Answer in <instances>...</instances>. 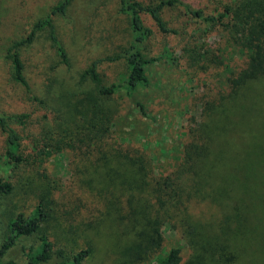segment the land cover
<instances>
[{
    "label": "rangeland",
    "instance_id": "374dc122",
    "mask_svg": "<svg viewBox=\"0 0 264 264\" xmlns=\"http://www.w3.org/2000/svg\"><path fill=\"white\" fill-rule=\"evenodd\" d=\"M61 1L0 0V113L11 115L33 107L40 116L41 125L47 127L71 112L75 117L74 129L78 132L82 122L75 102L81 99L80 93L93 94V85L80 83L79 74L96 58L121 52L128 46L129 20L116 13L115 0H72L65 19L53 18L59 38L68 51L71 68L59 64L47 31L40 32L21 54L29 87L19 90L18 84L11 79V64L4 59L6 51L12 43L25 38L33 24L46 18ZM139 1L156 4L159 0ZM178 1L182 5L165 9L162 18L179 37H152L143 44L144 56L157 61L148 66V85L138 88L133 98H128L122 89L127 73L123 60L98 66L101 82L119 87L106 105L117 111L113 133L130 146L142 144L153 163H161L182 136L173 134L167 116L174 117L176 126H209L219 136L216 143L214 138L211 140L213 150L217 151V144L225 141L228 135L223 118L228 112L233 114L232 121L238 124L233 125L229 149L223 150L219 173L223 180L221 186L233 188L226 190L232 199L221 192L216 195L218 184L216 180L213 184L205 183L207 171L204 170L194 178V185L184 186L173 218L162 221L157 214L158 194L148 185L146 187L136 164L120 157L101 156L69 167V153L54 154L48 165L51 176L61 181L62 189L55 202L45 209L48 222L69 238L78 239L91 248V254L82 264H154L155 255L147 259L144 253H136L145 244L146 237L153 236L154 228L163 238L160 253L180 248L181 264H264V241L262 255L252 252L251 248L241 252L242 246L248 243L242 239L244 231L233 205L236 196L251 195L252 199L247 200L251 203L249 212L253 219L264 224V79L245 84L231 96L224 94L212 113L202 114L200 104L193 101L201 89L188 80L184 65L181 62L178 65L177 58L183 47L200 50L202 44L222 42L226 33L220 29L215 36L208 37L207 24L192 16L185 7L217 16L220 8L235 0ZM231 58L236 60L235 55ZM225 64L228 65L227 60ZM227 75L228 71L223 69L216 76L219 85L216 91H224ZM19 91L27 100L26 104H16ZM13 94L18 95L17 100ZM135 102L143 104L144 115ZM239 107L241 111L243 107L248 109L241 121L235 117ZM260 115L263 117L261 126L257 124ZM4 151L5 141L0 132V176L7 178L12 164L5 158ZM23 180L29 182L30 178ZM132 180H136L133 191ZM6 200H0V246L11 234L8 228L11 219L6 216L10 207ZM28 205L26 215L35 210V206ZM37 244L32 238L20 237L2 261L24 264L25 248ZM46 264H57V259Z\"/></svg>",
    "mask_w": 264,
    "mask_h": 264
},
{
    "label": "trees",
    "instance_id": "16d2710c",
    "mask_svg": "<svg viewBox=\"0 0 264 264\" xmlns=\"http://www.w3.org/2000/svg\"><path fill=\"white\" fill-rule=\"evenodd\" d=\"M71 1L62 0L51 9L46 18L33 24L25 38L12 43L7 49L4 59L11 64V79L18 84L19 90L29 87L21 54L34 43L40 32L47 31V38L59 59V64L67 69L71 68L68 51L59 38L53 19L55 16L65 19ZM115 4L116 13L128 17L130 41L121 52L96 58L79 74L80 83L93 85V94L89 96V91L80 93L81 99L75 102L82 122L78 132L74 129L75 117L71 112H68L65 118L58 117V122L47 127L41 125L40 116L33 107L21 109L11 115L0 113V132L5 141V158L12 164L10 176H0V200L9 201V214L6 212V216L8 220L11 219L8 223L11 234L0 246V264H15L14 261L4 263L2 259L20 237L32 238L38 242L37 246L30 245L25 248L24 264H46L53 259H57V264H82L91 254V248L87 244L69 238L48 222L45 209H49L48 206L55 202L62 189L61 181L51 176L48 165L54 154L69 153V167L101 156L120 157L136 164L146 187L148 185L158 194L157 214L162 221H170L173 218L184 186L194 185V178L205 172L204 170L207 171L204 182L213 184L216 180L218 184L216 195L221 192V195L232 199L226 190L233 188L221 186L220 182L223 183V180L219 173L223 164V150L229 149L232 139L236 121H232L233 114L228 112L223 118L228 135L226 140L222 141L223 144H217V151L213 150L214 144H211V140L214 138L216 143L215 139L219 136L211 131L209 126H176L174 117L167 116L170 130L172 129L173 134L182 136L179 143H174L175 148L170 150V154H164L166 156L161 163H153L148 150L142 144L130 146L114 135V117L117 111L106 105L113 99L119 87L114 84L107 86L101 82L99 64L123 60L127 73L122 89L128 98H133L138 88L148 85V66L157 61L156 58H146L141 47L152 37H179L177 31L167 27L162 13L165 9L182 3L178 0H159L156 4H144L139 0H115ZM185 9L207 24L208 37L215 36L220 29L226 33V39L222 42L202 44L200 50L183 47L177 58V64L181 62L184 65L188 80L195 82V86L201 89L193 101L200 104L202 114H210L224 94L231 96L245 84L264 79V0H235L234 3L220 8L217 16L205 15L201 10H189L187 7ZM234 55L236 60L231 58ZM223 69L228 71V75L224 77V91H216L219 90L216 76ZM18 94L19 97L13 94L14 99L19 98V103L16 104H26L27 100L22 92L19 91ZM34 100L41 103L37 98ZM135 104L144 115L143 104ZM237 111L235 117L240 121L242 116L248 113L245 107L242 111L239 107ZM173 115L175 116V113ZM258 119L260 123L257 124L261 126L263 117L260 115ZM156 153L154 152L155 155ZM26 177L30 178L29 182L23 180ZM123 183L125 184L126 180H123ZM132 184L133 191L136 188V180H132ZM131 197L130 193L129 202ZM251 199L249 194L233 198L236 215L244 231L241 232L242 239L248 243L247 246H242L241 252L251 248L252 252L262 255L264 224L252 218L249 212L251 203L247 202ZM29 203L35 206V210L26 215ZM235 223L237 226V222ZM162 244L163 238L154 228L153 236L146 237L145 244L136 253H144L147 259L155 255L154 264H181V249L171 248L160 253Z\"/></svg>",
    "mask_w": 264,
    "mask_h": 264
}]
</instances>
